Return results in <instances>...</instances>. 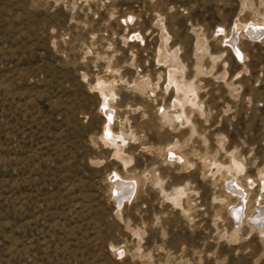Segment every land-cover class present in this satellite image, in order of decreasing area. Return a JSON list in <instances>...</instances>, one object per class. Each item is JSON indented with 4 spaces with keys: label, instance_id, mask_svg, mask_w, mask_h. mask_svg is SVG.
Wrapping results in <instances>:
<instances>
[{
    "label": "rangeland",
    "instance_id": "rangeland-1",
    "mask_svg": "<svg viewBox=\"0 0 264 264\" xmlns=\"http://www.w3.org/2000/svg\"><path fill=\"white\" fill-rule=\"evenodd\" d=\"M232 184L250 215L264 0H0V264H264Z\"/></svg>",
    "mask_w": 264,
    "mask_h": 264
},
{
    "label": "bare ground",
    "instance_id": "bare-ground-1",
    "mask_svg": "<svg viewBox=\"0 0 264 264\" xmlns=\"http://www.w3.org/2000/svg\"><path fill=\"white\" fill-rule=\"evenodd\" d=\"M128 184L119 182L116 183L117 189L119 190L118 193L116 192L117 194H119L118 196L124 197L126 195L129 188H131ZM232 185L233 186H228L227 189L229 190V193H233V195H235L237 199V203L232 205L230 209L231 214L234 215L237 224H241L244 221H247L251 226H256L257 228H259L260 231L264 233V205L260 206L261 199H264L263 189L262 192L255 199V203L257 206L256 208L254 207V212L249 215L247 214V207L249 203V196L247 194V191L242 188H238L237 184Z\"/></svg>",
    "mask_w": 264,
    "mask_h": 264
},
{
    "label": "snow or ice",
    "instance_id": "snow-or-ice-1",
    "mask_svg": "<svg viewBox=\"0 0 264 264\" xmlns=\"http://www.w3.org/2000/svg\"><path fill=\"white\" fill-rule=\"evenodd\" d=\"M128 20L131 21V20H132V17H128ZM218 31H222V29H220V30H218ZM136 38L139 39V36L137 35ZM129 39H131V37H129ZM236 56H237V58L243 60L242 54H241V52L239 51V49L236 50ZM161 111H163V109H161ZM106 135H110V133H107V132H106ZM169 158H170V159H173V160L178 159V157H175L174 154H172V153H169ZM234 163H235V161H234ZM238 167H239V165H238ZM250 183H251V181H249V184H250ZM114 251H115V250H114ZM119 254H120V255L123 254V253H122V250H121V252H120Z\"/></svg>",
    "mask_w": 264,
    "mask_h": 264
}]
</instances>
